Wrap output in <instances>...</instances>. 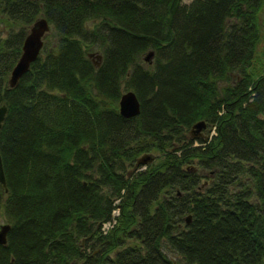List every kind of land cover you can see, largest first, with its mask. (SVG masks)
Here are the masks:
<instances>
[{
	"label": "trees",
	"instance_id": "1",
	"mask_svg": "<svg viewBox=\"0 0 264 264\" xmlns=\"http://www.w3.org/2000/svg\"><path fill=\"white\" fill-rule=\"evenodd\" d=\"M261 2L0 0V264H264ZM199 119L206 138L188 134Z\"/></svg>",
	"mask_w": 264,
	"mask_h": 264
},
{
	"label": "water",
	"instance_id": "2",
	"mask_svg": "<svg viewBox=\"0 0 264 264\" xmlns=\"http://www.w3.org/2000/svg\"><path fill=\"white\" fill-rule=\"evenodd\" d=\"M48 29H49V24L43 16L36 17L28 25L26 33L20 45V52L14 64L12 65L7 77L8 87H12L16 84L20 75L28 69L30 63L36 58L42 44V37L48 31ZM151 53H152L151 50L147 51L143 56L144 60L149 62ZM117 105H118V112L122 116H133L139 112L138 98L131 89H126L120 93L117 101ZM5 110H6L5 105L1 104L0 126L5 114ZM204 125H205L204 120L199 119L190 125L189 132L191 134H194L193 131H198ZM151 158H152L151 153H142L136 158L134 165H137L139 163H144L146 161H150ZM0 184L4 189H6L1 158H0ZM185 220L188 221V215L185 217ZM8 227H9L8 223L0 224V243H4L5 233Z\"/></svg>",
	"mask_w": 264,
	"mask_h": 264
},
{
	"label": "rangeland",
	"instance_id": "3",
	"mask_svg": "<svg viewBox=\"0 0 264 264\" xmlns=\"http://www.w3.org/2000/svg\"><path fill=\"white\" fill-rule=\"evenodd\" d=\"M189 1L190 0H182V2H184V3H187ZM257 27H258L259 38L256 42L253 56L249 62V69L253 72V74L264 72V0H262L260 6L258 8ZM87 53L93 61H96V59L98 58V52L92 46H88ZM206 129H207V126H206ZM211 131L213 133L212 128L208 129V131H207L208 135L210 134ZM187 133H188V130H187ZM188 134L191 135L192 138L196 137V135L191 134L190 132ZM195 142H197V141L195 140ZM151 154H152L151 161L156 160V154H154V153H151ZM4 222H6L4 217L2 215H0V224H2ZM164 250L169 257H171V258L176 257L177 258V255L174 252H171V251L167 250L166 248Z\"/></svg>",
	"mask_w": 264,
	"mask_h": 264
},
{
	"label": "flooded vegetation",
	"instance_id": "4",
	"mask_svg": "<svg viewBox=\"0 0 264 264\" xmlns=\"http://www.w3.org/2000/svg\"><path fill=\"white\" fill-rule=\"evenodd\" d=\"M194 135H196V137H200V138H204L206 137V126H202L198 131H193Z\"/></svg>",
	"mask_w": 264,
	"mask_h": 264
},
{
	"label": "built area",
	"instance_id": "5",
	"mask_svg": "<svg viewBox=\"0 0 264 264\" xmlns=\"http://www.w3.org/2000/svg\"><path fill=\"white\" fill-rule=\"evenodd\" d=\"M113 212H115V211H113ZM105 225H107V223H105Z\"/></svg>",
	"mask_w": 264,
	"mask_h": 264
},
{
	"label": "bare ground",
	"instance_id": "6",
	"mask_svg": "<svg viewBox=\"0 0 264 264\" xmlns=\"http://www.w3.org/2000/svg\"><path fill=\"white\" fill-rule=\"evenodd\" d=\"M151 161V160H150ZM142 164V163H141Z\"/></svg>",
	"mask_w": 264,
	"mask_h": 264
}]
</instances>
